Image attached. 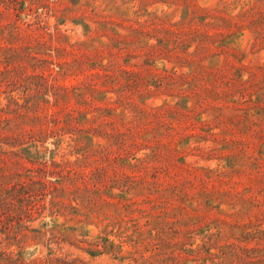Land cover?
I'll return each instance as SVG.
<instances>
[{"label":"rangeland","instance_id":"374dc122","mask_svg":"<svg viewBox=\"0 0 264 264\" xmlns=\"http://www.w3.org/2000/svg\"><path fill=\"white\" fill-rule=\"evenodd\" d=\"M0 70V264H264V0H0Z\"/></svg>","mask_w":264,"mask_h":264},{"label":"trees","instance_id":"16d2710c","mask_svg":"<svg viewBox=\"0 0 264 264\" xmlns=\"http://www.w3.org/2000/svg\"><path fill=\"white\" fill-rule=\"evenodd\" d=\"M23 1H25V0H23ZM5 72H3V71H1L0 70V75H2V74H4ZM3 80L4 79H2V80H0V86H1V84H2V82H3ZM87 86H89L90 88H95L92 84H88ZM0 110H2V108L0 109ZM80 132H83L84 130L83 129H78ZM76 140V143H75V145H77L76 147L77 148H79V149H82V147H80V144H81V137L80 138H77V139H75ZM77 153L80 155V156H78L77 158H76V160L75 161H73V163L77 166V168L79 169V170H81L83 167V164L85 165V160H86V158H87V156L85 155V153L84 154H82L81 153V151L79 150V151H77ZM82 154V155H81ZM3 197H6V196H4L3 195ZM3 200V199H2ZM160 247V246H159ZM192 251H194V250H192ZM0 253H2L1 251H0ZM50 262H51V264H53L52 262H53V259H50L49 260ZM54 261H60V258H54ZM40 264V263H39Z\"/></svg>","mask_w":264,"mask_h":264}]
</instances>
